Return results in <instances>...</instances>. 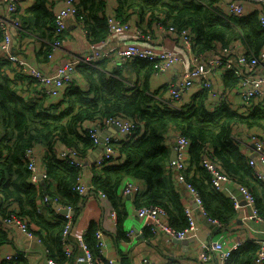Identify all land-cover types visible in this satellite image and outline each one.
I'll return each mask as SVG.
<instances>
[{"label":"trees","instance_id":"16d2710c","mask_svg":"<svg viewBox=\"0 0 264 264\" xmlns=\"http://www.w3.org/2000/svg\"><path fill=\"white\" fill-rule=\"evenodd\" d=\"M55 1L34 0L23 13L15 15L22 28L21 37L28 41L38 37L45 40L38 51L42 62H46L52 50L49 42L54 39ZM79 1L87 13L84 24L89 42L108 48L105 44L108 35L107 0ZM117 2L115 14L122 21H130L133 15H137L138 23L148 19V26L161 20L177 29L192 27L197 51H205L216 42L224 45L240 42L256 54L264 49V27L260 26L258 15L230 16L218 8L216 0ZM130 66L136 73L133 84L126 75ZM8 67L11 64L0 59V219L5 221L12 213L24 219L29 229L43 238L48 257L56 262L66 263L71 259L63 243L66 219L64 214L56 212L53 203L46 207L43 202L46 186L55 185L50 195L56 193L61 206L71 205L75 210V220L85 199V195L75 190L83 180L84 166L64 162L61 152L73 148L77 152V160L89 165V155L95 148L89 128L96 122L100 126L105 125L109 118L131 123L134 132L112 140L116 149L113 159L102 165L92 162L90 191L106 194L108 202L117 211L121 237L125 236L122 231L125 210L120 186L126 179L142 180L147 184V189L135 196L137 207L163 206L170 223L178 229L188 225L182 196L185 184L194 187L199 194L208 217L224 225L230 224L238 211L230 197L213 187L211 175L203 165L206 155L216 159L228 178L251 189L255 196L254 206L264 218V181L254 177L245 145L234 138L240 126L264 137V102L254 103L247 111L235 110L229 105L217 107L206 90H199L192 103L182 108H171L155 97L161 89L167 88L166 84L157 89L158 92L152 90L150 80L157 74L153 63L136 58L116 67H110L107 59L100 61L97 68L80 64L76 69L75 82L65 89L63 99L56 102L48 98L50 103L45 108L44 98L29 95L32 84H24L26 79L19 74L10 77L5 72ZM225 77L227 85L236 84L237 79L233 75ZM85 84H88V89ZM172 129L191 141L189 165L183 171L185 184L178 181L177 171L170 164L173 146L169 143L168 134ZM37 145L45 146L47 152L43 167L47 178L39 184L32 181L25 156L28 148L34 149ZM52 213H55L54 219ZM98 229H102L100 225L91 221L83 238L95 255L99 253ZM153 234L150 228L143 231L145 237ZM8 238L9 232L0 229V244L7 242ZM260 246V241L247 240L234 250L226 264H264V261H256ZM14 255L17 256L11 260L3 259L0 264H28L19 256L21 252ZM96 264H108V261L102 258Z\"/></svg>","mask_w":264,"mask_h":264},{"label":"built area","instance_id":"2783aa9c","mask_svg":"<svg viewBox=\"0 0 264 264\" xmlns=\"http://www.w3.org/2000/svg\"><path fill=\"white\" fill-rule=\"evenodd\" d=\"M25 1L27 0H0V33L2 37L0 42V59L11 64V67L5 70L10 77H15L16 74H19L26 79L24 84H32L33 89L29 95L44 98L45 108H48L50 103L48 98H52L56 102L63 99L65 89L75 82L76 69L80 64L97 68L99 67L100 61L107 59L110 67H116L136 58L151 61L154 65L155 73H168L174 67L182 63L184 57L189 58L190 64L185 68L176 82L166 84L168 89L163 88L155 95L157 99L166 102L171 108H181L180 102L184 95L191 88L196 86L199 90H206L213 99L212 103L217 107L229 105L235 110L241 109L247 111L254 103L259 101L264 102V49L256 54L251 49H247V47H240L238 42L229 45L216 42L205 51H197L196 35L192 27L177 29L175 26L167 25L161 20L156 21L155 24L158 28L165 31L166 34L171 35L177 40V44L182 48L183 55L167 49H156L152 45L144 47L130 43L126 46L115 45L110 48H105L89 42V51L87 54L69 59L50 73L44 72L39 69L28 56L30 53V45L32 44L24 37H21L22 28L19 20L15 17L17 13H23V3ZM198 1L203 2V0ZM246 3L256 4L258 8L259 24L261 27H264V0H226L225 12L233 17H244ZM86 15L87 13L82 8L79 0H64V6L56 12L54 17V39L49 42L52 47L51 53L48 56L49 59L53 58L54 53L61 49L66 42L65 31L68 28L70 20L75 21L84 33L88 35V30L84 24ZM107 24L108 35L105 44L116 35L124 33H130L136 39L146 42H151L153 40L154 33L150 28L144 27L138 22L122 21L114 13L107 15ZM16 38L21 41L15 43ZM35 39L45 42L42 37ZM227 74H231L237 79L236 84L227 85L225 83L222 89L218 88L214 79L218 77L225 81V76ZM162 92H167L169 97L165 99L160 96ZM234 95L240 98V103L237 105L232 103ZM105 125L117 127L119 131L122 132L121 135L124 133L131 135L134 132V126L131 123L116 118L107 119ZM98 127H100V125L96 122L89 128V133L94 140L95 148L100 142ZM246 136L247 141H241L235 136L234 138L245 145V150L249 156V164L253 168L254 177L264 181V137L261 133L253 131H247ZM118 139H120V137H107L105 139L104 148L94 161L97 165H102L108 160L113 159L116 154V149L112 144V140ZM174 142L175 143H171L173 146L172 148L176 147L178 153L176 160L170 161V164L173 169L177 171L178 181L184 183L183 171L189 165V146L191 141L189 138L179 133L176 134ZM25 156L28 158L31 179L35 184H39L40 181L47 178V176L44 171H39L38 161L33 155L32 148L26 150ZM61 157L63 161L68 164L78 167H83L85 165L77 160V152L73 148H67L62 151ZM203 165L211 175L213 187L221 189L222 182L227 180L228 176L218 166L216 159L212 155H206ZM259 166H261L260 169ZM40 174H42V177H40ZM185 186L194 195L200 212L212 223L223 226L222 222L219 220L207 216L202 206L200 196L195 191L194 187L189 184H185ZM75 190L80 195L86 196L91 190V185L86 184L82 180L76 186ZM122 191L124 195L135 197L140 192V187L134 180L127 179L123 184ZM239 191L245 201L253 206L254 217L264 222V218L259 215L258 209L254 206L255 196L251 189L248 186L239 185ZM100 196L102 199L107 200V196L104 192H100ZM230 198L233 201L234 207L236 209L240 208V200L235 196ZM58 201V195L54 193L51 196L46 186V195L43 199V202L46 203V207L53 203L68 211L64 213L66 223L63 231V243L66 246L68 258H75L80 264H96L102 258L106 259L108 264H118L114 259L109 258L104 251L105 242L102 229H98L96 232L97 245L99 248L98 255H95L90 250L88 244H86L83 239H81L78 244L81 252L77 255L74 253L69 243V237L74 223L73 217L75 215V210L71 205L61 206ZM185 211L188 217V225L183 229H178L170 223L168 213L163 206L143 205L136 208V214L144 221L145 228H150L154 234H163L168 240H184L195 237L198 231L197 217L194 215L190 206H186ZM111 214L113 218L116 217V211L114 209ZM5 221L12 225L13 228L16 227L20 229L31 239L43 245L45 253L48 252L43 238L34 234L29 229L24 219L12 213ZM127 235L134 236L135 234L133 230H130L127 232ZM246 241L247 239H240L232 243L224 239L213 241L204 246V250L200 255V260L202 263H209L213 259H216L218 264H226L227 260L232 257L234 250L244 245ZM15 256L17 255H14V253L8 254L4 259L11 260ZM19 256L24 257L26 254L21 253ZM47 260L49 264H58V262L51 257H48ZM256 261L258 263L264 261V242H261ZM142 263L164 264L163 262L152 261L148 257H144Z\"/></svg>","mask_w":264,"mask_h":264},{"label":"crops","instance_id":"0c3cea01","mask_svg":"<svg viewBox=\"0 0 264 264\" xmlns=\"http://www.w3.org/2000/svg\"><path fill=\"white\" fill-rule=\"evenodd\" d=\"M226 0H216L217 6L221 11L226 10ZM34 0H27L23 3L24 11L28 6L33 5ZM55 11H58L64 6V0L55 1ZM118 8L117 0H107L106 10L107 15L114 13L115 9ZM23 11V12H24ZM252 14L258 15V8L254 3L245 4V16ZM133 23L138 22L137 15L131 17ZM142 24L145 27L150 28L153 34V40L146 42L138 40L133 37L130 33H124L116 35L110 39L106 46L108 48L117 46H126L130 43L138 44L140 46L152 45L156 49H167L175 53L183 55L182 48L177 44V40L171 35L166 34L165 31L157 27L155 22H151L148 26V19H145ZM66 42L64 45L54 53L53 58L47 59L46 62H42L38 57V51L42 48V41L33 38L30 43L29 57L31 61L42 71L50 73L56 69V67L65 63L69 59L77 56H84L89 51V40L88 36L80 28V26L73 20L69 21L68 28L65 31ZM26 39V38H25ZM16 38L15 43L20 42ZM238 45L242 48L246 47L243 43L238 42ZM18 50V49H16ZM184 57V56H183ZM190 64L189 58L184 57V61L174 67L168 73H157L154 74L150 80L152 90L157 91L163 85L176 82L179 76L182 75L185 68ZM126 75L130 83H134L136 80L135 70L130 66L126 69ZM217 87L222 89L224 87V79L216 77ZM88 89V84H85ZM199 88H191L183 97L180 102V107H184L193 102L194 96L198 93ZM158 92V91H157ZM165 99L169 97L167 92L160 93ZM59 101V100H58ZM232 103L237 105L240 103V98L233 96ZM100 137L106 139L107 137L117 138L121 137L122 132L115 126L101 125L98 127ZM247 131H252L246 126L238 127L235 137L241 141H247ZM176 133L172 129L169 131L168 140L171 143H175ZM246 137V139H245ZM60 148V147H59ZM58 148V149H59ZM173 149V148H172ZM97 151V147L92 150L89 155V165H84L83 169V182L91 185L92 178V157ZM247 152V151H246ZM33 155L38 161L39 171H43L46 163V147L43 145H37L33 149ZM261 166H259V169ZM127 180V179H126ZM124 180V182L126 181ZM134 180V179H133ZM135 183L140 187V192L147 189V184L142 180H134ZM43 183V180L40 181ZM120 186V194H122V205L125 210V219L123 222L122 231L125 234L124 237L119 235L118 227V214L116 209L106 199H102L100 193L92 194L94 191H90L84 199L83 207L80 213L74 220L71 234L69 237V243L74 253L77 255L81 252L78 246L79 241L84 238V234L91 221H95L100 225L103 231V239L105 242L104 251L106 255L114 259L118 264H143L142 259L144 257L150 258L152 261L163 262L164 264H218L216 259H213L209 263H202L200 255L204 250V246L216 240H225L229 243L235 242L240 239H254L260 242H264V222L256 219L253 215V206L250 203H245L242 194L239 191V184L230 178L224 180L221 185L220 192L226 197L235 196L240 200V208L237 209V217L227 225L219 226L217 224L209 225L204 221V215L200 212V208L196 203L194 195L185 186L182 189L183 200L185 206H190L193 210L194 215L197 217L198 231L194 238L191 239H166L163 234H153L151 237H145L143 231L145 229L144 221L136 214L135 197L124 195ZM262 183V182H261ZM48 188V187H47ZM49 191L55 190V185H49ZM259 189L261 186L259 185ZM219 190V189H218ZM54 205V204H53ZM56 212L61 213L62 207L54 205ZM43 209V205L41 206ZM116 211V217H112V210ZM47 211V210H46ZM52 218H55V213L51 214ZM206 217V216H205ZM211 222V221H210ZM215 226V227H214ZM0 229L9 232V238L7 242L0 244V261H2L6 255L21 252L26 254L23 258L28 261V264H49L48 253H45V248L40 243L31 239L26 233L16 227L6 223L0 219ZM133 230L134 236H128L127 232ZM188 242L185 243L184 241ZM50 256V255H49ZM58 264H80L75 258L70 259L66 263Z\"/></svg>","mask_w":264,"mask_h":264},{"label":"water","instance_id":"95a60500","mask_svg":"<svg viewBox=\"0 0 264 264\" xmlns=\"http://www.w3.org/2000/svg\"><path fill=\"white\" fill-rule=\"evenodd\" d=\"M104 144H105V139L102 138V137H100V142H99V144L97 145V151H96L95 154L93 155L91 161H95V160L97 159V157L100 155L101 151H102L103 148H104ZM177 153H178L177 148L174 147V148L172 149V151H171L170 161H174V160H176V158H177ZM40 177H42V174H40ZM92 194H96V193H95V192H92ZM242 197H243V196H242ZM244 202L246 203L245 200H244ZM56 207H58V205H56ZM61 212L64 214V213H67L68 211H67V209L62 208V209H61ZM202 215H203V214H202ZM203 217H204V221H206L209 225L213 224L212 222H210V221L208 220L207 217H205V216H203ZM214 227H215V226H214ZM184 242L187 243L188 241L185 240Z\"/></svg>","mask_w":264,"mask_h":264}]
</instances>
